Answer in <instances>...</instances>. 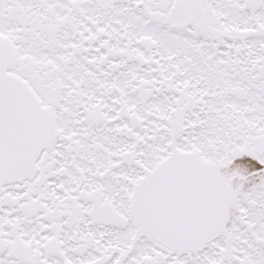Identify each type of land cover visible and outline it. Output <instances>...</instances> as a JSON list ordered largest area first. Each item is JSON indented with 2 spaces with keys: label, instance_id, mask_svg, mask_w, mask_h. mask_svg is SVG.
I'll return each instance as SVG.
<instances>
[{
  "label": "snow or ice",
  "instance_id": "snow-or-ice-1",
  "mask_svg": "<svg viewBox=\"0 0 264 264\" xmlns=\"http://www.w3.org/2000/svg\"><path fill=\"white\" fill-rule=\"evenodd\" d=\"M0 264H264V0H0Z\"/></svg>",
  "mask_w": 264,
  "mask_h": 264
}]
</instances>
